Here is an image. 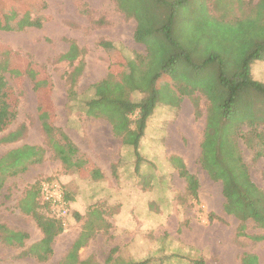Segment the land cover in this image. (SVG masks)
I'll return each mask as SVG.
<instances>
[{
	"label": "rangeland",
	"instance_id": "374dc122",
	"mask_svg": "<svg viewBox=\"0 0 264 264\" xmlns=\"http://www.w3.org/2000/svg\"><path fill=\"white\" fill-rule=\"evenodd\" d=\"M38 1H42L36 2L40 7L31 10L34 6L30 3L0 0L2 25L4 7L15 12L16 21L26 16L42 20L41 27L0 28V77L8 84H4L7 90L9 86V101L17 113L0 138L9 131H23L16 142L0 141V156L26 143L46 149L43 162L9 177L2 189L0 222L29 236L21 247L0 240V264H61L83 231L90 234L79 249L78 264H131L146 259L148 264H193L199 258L207 264H241L245 251L256 253L264 264V240L237 236L240 220L224 209L222 182L213 180L200 162L209 110L201 85L214 86L219 67L225 75L240 70L264 40V2L184 0L187 3L177 17L174 35L185 44L191 62H175L173 78L163 75L171 78L164 87L159 82L161 88L173 89L179 97L171 99L175 105L159 103L149 117L140 142L143 161L136 170L133 148L123 145L108 122L87 117L83 106L94 97V85L110 69L122 75L125 58L147 54L148 44L133 37L139 0ZM153 27L146 26L149 31ZM70 41L84 50L85 61L75 101L68 98V75L78 60L73 65L59 60ZM104 42L123 55L114 59L112 48L107 50ZM165 50L170 49L166 46ZM165 50L153 48L154 67L161 63ZM250 65L251 77L264 86V59H255ZM36 81L42 82L41 97L47 101L50 120L95 160L104 171L103 178L79 177L74 167L54 155L39 119ZM180 84L192 91L186 93ZM141 97L140 93L132 95L134 100ZM212 104L217 109L216 99ZM248 104L249 119L239 116L231 127L238 128L242 155L253 181L264 189V157L257 158L255 149L241 141L248 129L264 138V96L254 90V99ZM232 108L236 111L233 104ZM173 155L180 156L198 177L199 202L188 194L185 179L170 161ZM45 182H57L65 192L69 202L65 216L59 217L44 200L41 186ZM28 194L35 196L41 214L59 218L63 225L52 244L53 252L45 260L34 251L28 252L43 238L34 217L21 210ZM246 233L264 234V229L248 221Z\"/></svg>",
	"mask_w": 264,
	"mask_h": 264
},
{
	"label": "trees",
	"instance_id": "16d2710c",
	"mask_svg": "<svg viewBox=\"0 0 264 264\" xmlns=\"http://www.w3.org/2000/svg\"><path fill=\"white\" fill-rule=\"evenodd\" d=\"M36 2L40 4L42 1L20 0V3L32 4L34 7L31 10H37L40 7V5L36 6ZM259 2L262 3L264 0H259ZM186 3L184 0H172L171 2L139 0L138 23L133 37L138 43L148 44L147 54L137 53L133 58H125L122 75L110 69L107 75L94 85V97L86 101L83 106L86 116L107 120L112 127L113 134L121 140L123 145L133 148L136 156V170H139L143 161L140 142L145 134L149 117L159 103L175 105L177 97H179L173 89L161 88L159 82L163 86L165 81L171 79L169 76L173 78L175 62L178 61L180 65L191 62V56L186 50L185 44L174 35V25ZM4 8L6 16L3 22L5 24H0L1 29L14 30L26 26L41 27L42 25L40 17L29 18L26 16L16 21L15 12L9 10L8 7ZM153 24V29L149 31L146 26ZM105 45L109 51L112 48L111 54L114 59L117 55L122 54L111 43L107 42ZM109 46L110 48H108ZM166 46L170 49L167 52ZM153 48H163L166 52L161 63L155 67L152 59L155 58ZM83 53L84 50L75 41H70L67 51L59 57V60L68 61L72 65L78 60L68 75V98L70 101L77 99L76 86L85 66V61L82 58ZM255 59H264V40L258 44L254 52L248 55L240 70L233 69L234 71L225 75L219 67L216 70L218 75L216 84L212 87L201 85L202 89H200L208 101L209 110L201 142L200 162L213 180L222 182L223 194L226 198L224 209L228 214L234 215L240 220L237 236H247L255 241H262L264 234L249 235L246 230L248 221H253L257 228L264 229V189L253 181L249 166L242 155L237 134L238 128L235 130L231 127L233 121L249 119L248 114L251 109L249 110L248 103L249 99H254V90L264 96V86L251 77L250 64ZM145 67L152 70H147ZM163 75L169 76L163 77ZM41 83V81H36L34 88L40 94L39 119L48 144L57 158L61 159L68 167L74 166L78 170L80 167L76 165L78 163L77 156L81 151L73 140L50 120L47 101L44 102L41 97ZM4 84L6 83L0 77V134L8 129L17 114L15 106L9 101V86L7 90ZM179 86L188 94L192 91L191 88H184L181 84ZM210 90L213 94L209 92ZM134 93H140L142 97L134 100L132 99ZM174 97H176V101L172 102L171 99ZM213 99H216L217 109H213ZM232 104L236 111H233ZM199 114L197 111L196 115L199 116ZM250 132L248 129L245 138L241 141L249 148L255 149L257 158L264 157V138H259V135L250 134ZM22 135V130L9 131L0 138V141L3 143L16 142ZM45 154V148L27 143L2 154L0 156V198L9 177L24 173L31 165L43 162ZM82 154L86 156L84 153ZM85 158V169L89 175L91 174L94 179L101 177L100 171L95 168L91 160L88 157ZM170 161L179 169L180 176L185 179L188 194L196 202H199L200 181L198 177L188 169L180 156L173 155ZM20 207L25 214H31L34 217L43 232L41 241L30 248L28 252L34 251L40 259L45 260L53 252L52 244L55 238L63 231L62 222L59 218H50L41 214L36 208L35 196L32 194H28L22 200ZM209 220H214L212 214L209 215ZM89 234L90 232L86 231L81 233L61 264H78L79 249ZM28 236L27 232L14 230L0 222V240L5 244L21 247ZM148 262L149 260L146 259L131 264H148ZM193 264L207 263L203 258H199L194 259ZM241 264H260L259 256L256 253L245 251L241 255Z\"/></svg>",
	"mask_w": 264,
	"mask_h": 264
},
{
	"label": "built area",
	"instance_id": "2783aa9c",
	"mask_svg": "<svg viewBox=\"0 0 264 264\" xmlns=\"http://www.w3.org/2000/svg\"><path fill=\"white\" fill-rule=\"evenodd\" d=\"M41 194L44 200L57 211L59 217L66 215L69 202L67 201L65 192L57 182H45L41 186Z\"/></svg>",
	"mask_w": 264,
	"mask_h": 264
},
{
	"label": "crops",
	"instance_id": "0c3cea01",
	"mask_svg": "<svg viewBox=\"0 0 264 264\" xmlns=\"http://www.w3.org/2000/svg\"><path fill=\"white\" fill-rule=\"evenodd\" d=\"M116 6H117V4H116ZM117 8H118V6H117ZM136 23V22H135ZM136 25H137V23H136ZM136 28V27H135ZM135 31V30H134ZM88 117V116H87ZM91 118H93V117H91ZM93 119H99V120H104V121H106V122H108L107 120H105V119H102V118H93ZM109 123V122H108ZM109 125H110V123H109ZM111 126V125H110ZM111 129H112V127H111ZM73 142H74V144L79 148V150L82 152V153H84L86 156H83V154L80 152V154H78V156H77V161H78V163H76V165H78L80 168H78V170H77V168H75L74 166H71L73 169H74V171L76 172V174L79 176V177H83L84 179H88L89 177H91L92 175L90 174L89 175V173L86 171V169H85V162H86V158L85 157H88V159H90L91 160V162L95 165V168L96 169H98L99 171H100V173H101V177H99V178H97L98 180L100 179V178H103L104 177V171H103V169L95 162V160L87 153V152H85L83 149H81L80 148V146L79 145H77V143L73 140ZM82 164H81V163ZM84 164V165H83ZM71 168V169H72ZM84 170V171H83ZM89 175V176H88Z\"/></svg>",
	"mask_w": 264,
	"mask_h": 264
}]
</instances>
